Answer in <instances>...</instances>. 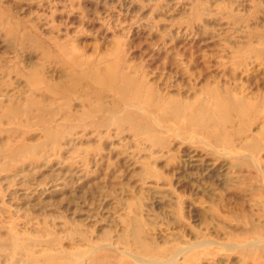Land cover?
I'll list each match as a JSON object with an SVG mask.
<instances>
[{
    "label": "rangeland",
    "instance_id": "374dc122",
    "mask_svg": "<svg viewBox=\"0 0 264 264\" xmlns=\"http://www.w3.org/2000/svg\"><path fill=\"white\" fill-rule=\"evenodd\" d=\"M0 264H264V0H0Z\"/></svg>",
    "mask_w": 264,
    "mask_h": 264
},
{
    "label": "bare ground",
    "instance_id": "6f19581e",
    "mask_svg": "<svg viewBox=\"0 0 264 264\" xmlns=\"http://www.w3.org/2000/svg\"><path fill=\"white\" fill-rule=\"evenodd\" d=\"M224 106H225V109L227 108V106H233V105H230L229 103H224V101H223V99H221V98H216V100H215V102H214V106H213V110L215 111V114H220L221 116L219 117V118H223V119H225L226 118V116H225V112L224 111H222V109L224 108ZM237 106H238V104H237ZM239 106H241V104L239 103ZM203 109V107L201 108H199V110H202ZM212 119H213V117H212V115H209L208 117H207V119L206 120H208V121H212Z\"/></svg>",
    "mask_w": 264,
    "mask_h": 264
}]
</instances>
